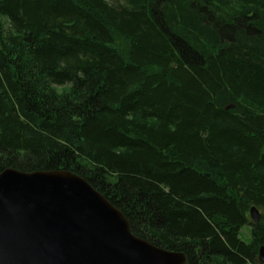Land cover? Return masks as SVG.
<instances>
[{"label": "trees", "instance_id": "obj_1", "mask_svg": "<svg viewBox=\"0 0 264 264\" xmlns=\"http://www.w3.org/2000/svg\"><path fill=\"white\" fill-rule=\"evenodd\" d=\"M6 168L81 175L188 264H262L264 0H0Z\"/></svg>", "mask_w": 264, "mask_h": 264}, {"label": "water", "instance_id": "obj_2", "mask_svg": "<svg viewBox=\"0 0 264 264\" xmlns=\"http://www.w3.org/2000/svg\"><path fill=\"white\" fill-rule=\"evenodd\" d=\"M260 222L259 208H250ZM258 258L264 264V244ZM0 264H188L136 236L125 214L66 169L0 172Z\"/></svg>", "mask_w": 264, "mask_h": 264}, {"label": "rangeland", "instance_id": "obj_3", "mask_svg": "<svg viewBox=\"0 0 264 264\" xmlns=\"http://www.w3.org/2000/svg\"><path fill=\"white\" fill-rule=\"evenodd\" d=\"M251 230H252V225L251 224H248V225H245L241 231V237L249 242L251 240ZM247 264H252V263H247Z\"/></svg>", "mask_w": 264, "mask_h": 264}]
</instances>
